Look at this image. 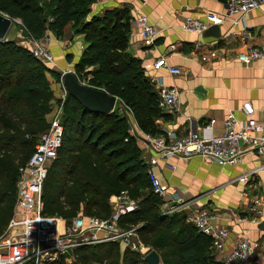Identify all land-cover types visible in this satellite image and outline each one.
<instances>
[{
    "label": "trees",
    "instance_id": "trees-1",
    "mask_svg": "<svg viewBox=\"0 0 264 264\" xmlns=\"http://www.w3.org/2000/svg\"><path fill=\"white\" fill-rule=\"evenodd\" d=\"M95 0H0V11L17 18L34 38L51 31L65 36L70 25L83 36L73 70L78 79L114 94L122 111H90L66 94L63 133L47 167L40 200L43 214L68 221L78 213L108 217L111 195L125 193L136 201L120 213L122 227L136 226L137 236L154 248L161 264H224L216 258L211 237L197 231L182 210L163 212V198L153 191L148 165L129 113L137 128L159 135L157 120L168 117L141 60L128 49L130 15L107 7L88 16ZM55 71L14 39H0V237L13 212L18 167L33 150L36 134L47 126L53 93L48 74ZM24 264H29L25 262ZM47 264H148L138 251L115 241L79 245Z\"/></svg>",
    "mask_w": 264,
    "mask_h": 264
},
{
    "label": "crops",
    "instance_id": "crops-1",
    "mask_svg": "<svg viewBox=\"0 0 264 264\" xmlns=\"http://www.w3.org/2000/svg\"><path fill=\"white\" fill-rule=\"evenodd\" d=\"M107 7L126 9L130 21L136 14H145L158 29L152 43L143 41L137 33H129L128 49L141 60L145 75L153 81L155 90L158 83L174 85L180 90L178 112L161 108L168 117L160 116L157 120L159 136L170 140L189 130L205 136L220 135L229 110L240 122L246 119L240 110L244 101L253 106V117L257 121L263 119L264 57L243 63L236 54L249 44L264 40V3L245 13L228 15L224 0H95L88 16L101 14ZM206 11L223 17L217 23L218 35L182 29L181 22L186 15L203 18ZM45 34L53 55V62L46 65L55 71L48 74V79L53 97H56L61 89L57 77L61 71L73 69L84 44L83 36L73 32L70 25L66 26L62 38H56L51 31ZM211 50L215 55H209ZM161 54H166L167 63L179 67L181 72L173 74L165 67L153 68L152 63ZM117 100L114 108L122 111L119 100L115 107ZM127 115L130 132L141 133L132 116ZM210 119L214 121L206 126ZM138 142L143 160L165 187L162 210L178 203L176 211L182 210L185 214L201 208L217 212L216 224L226 228L228 234L222 250L213 249L216 258L224 264H264V224L259 225L264 223V172L254 173L245 182L233 180L261 163L264 154L245 150L232 165L209 162L197 155L167 157L149 164L153 152L145 141ZM254 197L259 198L258 205L253 203ZM115 201L116 195H111L108 199L111 208ZM250 205L257 207L253 209ZM241 236L257 241L258 247L244 260L228 259Z\"/></svg>",
    "mask_w": 264,
    "mask_h": 264
},
{
    "label": "built area",
    "instance_id": "built-area-1",
    "mask_svg": "<svg viewBox=\"0 0 264 264\" xmlns=\"http://www.w3.org/2000/svg\"><path fill=\"white\" fill-rule=\"evenodd\" d=\"M262 3L264 0H224L225 11L228 15L245 13ZM222 19L221 15L206 11L203 18L186 15L181 22V27L187 31L200 33L211 24L220 23ZM15 22L20 23L17 18ZM129 33H137L143 41L152 43L158 29L148 21L145 14L139 13L131 19ZM46 40H48L47 34L34 38L25 32L23 41L26 44L24 46L35 57L49 64L53 62V55L45 45ZM172 46V44L169 45L170 48ZM209 55L213 56L215 52L211 50ZM236 57L243 63L264 57V40L249 44L246 49L239 51ZM202 58L205 57L202 56ZM152 65L155 69L165 67L173 74L181 72L179 67L167 63L166 54L157 57ZM64 71H61L57 77L61 89L56 95L55 102L51 100L52 105L48 112L46 128L36 134L25 135L27 138L34 139V146L26 162L18 167L13 212L0 237V264H23L25 262L47 264L79 245L104 241H115L121 249L128 248L138 251L142 257L151 249L137 236L136 226L122 227L117 222L120 213L136 207V201L125 193L116 195L115 204L108 217L87 215L81 212L66 221L59 215H46L41 212L40 194L43 180L48 165L56 156L63 133L62 104L67 94L62 83ZM156 93L162 109L172 113L178 112L180 104L178 87L158 83ZM240 110L246 119L240 122L234 116L233 111L229 110L223 120V132L217 136H205L194 130H189L170 140H166L164 136L143 132L139 133L140 135L134 134L138 140L145 141L148 149L153 152L149 164H154L157 160L167 157L185 158L197 155L209 162L232 165L239 161L245 150H254L259 154H264V117L261 121L253 117L254 108L249 101L242 102ZM213 121L214 119H210L206 126ZM147 171L153 191L161 197L164 196L165 187L158 176L149 166ZM259 171L264 172V160L234 177L233 180L245 182L249 176ZM253 203L258 205L259 198L254 197ZM250 206L253 209L257 207ZM178 208V203H172L163 208V212H172ZM217 218V212L205 208L186 214V220L192 223L197 231L211 237L212 249L220 251L228 231L216 224ZM257 247V241L241 236L230 251L228 259L244 260Z\"/></svg>",
    "mask_w": 264,
    "mask_h": 264
},
{
    "label": "water",
    "instance_id": "water-1",
    "mask_svg": "<svg viewBox=\"0 0 264 264\" xmlns=\"http://www.w3.org/2000/svg\"><path fill=\"white\" fill-rule=\"evenodd\" d=\"M15 21L14 17L0 11V39H7L6 35L10 26ZM204 35H218L219 27L217 24H211L201 31ZM62 83L66 93L77 99L84 108L90 111L102 113L111 112L114 109L116 96L110 94L104 89L86 84L78 79L73 69H67L62 74ZM264 223L259 225L263 226ZM143 259L148 264H160V257L154 248L147 251Z\"/></svg>",
    "mask_w": 264,
    "mask_h": 264
},
{
    "label": "rangeland",
    "instance_id": "rangeland-1",
    "mask_svg": "<svg viewBox=\"0 0 264 264\" xmlns=\"http://www.w3.org/2000/svg\"><path fill=\"white\" fill-rule=\"evenodd\" d=\"M7 39H14L15 41H17L18 43H23V46L25 44V42L23 41L25 38V32L23 30V27L21 26V24L19 22H13V24L10 26L7 35H6ZM48 42L49 40L45 41V45L48 47ZM26 45V44H25ZM49 49V48H48ZM51 88V87H50ZM54 89V88H53ZM56 92L58 91L57 88H55ZM55 94V93H54ZM52 102H55L56 97L52 98ZM52 105V103H51ZM54 105V104H53ZM115 107H118V100H117V104ZM122 109V108H121ZM48 117V116H47ZM24 264V263H23ZM161 264V263H160Z\"/></svg>",
    "mask_w": 264,
    "mask_h": 264
}]
</instances>
